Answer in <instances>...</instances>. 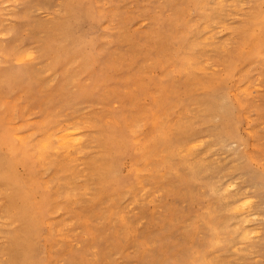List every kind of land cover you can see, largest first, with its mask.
Here are the masks:
<instances>
[{"label": "rangeland", "instance_id": "rangeland-1", "mask_svg": "<svg viewBox=\"0 0 264 264\" xmlns=\"http://www.w3.org/2000/svg\"><path fill=\"white\" fill-rule=\"evenodd\" d=\"M218 1L0 0V264H264V0Z\"/></svg>", "mask_w": 264, "mask_h": 264}, {"label": "bare ground", "instance_id": "bare-ground-1", "mask_svg": "<svg viewBox=\"0 0 264 264\" xmlns=\"http://www.w3.org/2000/svg\"><path fill=\"white\" fill-rule=\"evenodd\" d=\"M219 1H220V0H219ZM219 1H218V2H219ZM233 1H234V0H233ZM233 1H230V3H228V2H229V1H228L227 3H228V4H231ZM220 2H221V1H220ZM221 3H222V2H221ZM223 3H224V2H223ZM236 3H237V1H236ZM232 4H234V3H232ZM242 5H244V4H242ZM237 9H239V8H237ZM57 13H58V12H57ZM205 27H206V26H205ZM208 36H209V35H208ZM208 46H209V45H208ZM19 58H20V57H19ZM25 59H26V58H25ZM27 59L29 60V59H31V58H27ZM27 59H26V60H27ZM14 60L16 61V59H14ZM18 60H19V59H18ZM22 61H24V58L21 59V62H22ZM18 63H19V62H18ZM38 68H39V67H38ZM213 71H214V70H213ZM245 91H246V89H245ZM245 91H244V92H245ZM232 93H233V92H232ZM248 93H249V92H248ZM235 96H236V95H235ZM235 98H236V97H235ZM76 120H78V119H76ZM57 128H59V127H57ZM59 129H60V128H59ZM56 130H58V129H56ZM56 130H55V131H56ZM78 131H79V130H78ZM31 132H32V131H31ZM52 132H53V131H49V132H47L48 134H47V135L45 134V135H46V136H49V133H52ZM64 132H67V133L69 132V133H71L72 131H71V132H70V131H64ZM64 132H63V133H64ZM73 132H74V131H73ZM73 132H72L71 134H73ZM79 132H80V131H79ZM63 133H62V134H63ZM71 134H66V133H65V134H63L62 136H60L59 140L62 141V142H60V141L58 140V138L55 136V137L57 138L56 140L59 141L58 143H60V144L62 143L63 145H65V147L67 148V150H68L69 148H71L70 150H72V147H69V148H68V145L72 146V144H70V143H72V142H74V141L76 140V139L74 140L73 138L70 137ZM75 134H76V133H75ZM60 135H61V134H60ZM20 136H21V135H20ZM20 136H17L16 138L19 139V140H23V139H24V135H22L21 137H20ZM46 136H45V137H46ZM73 136H74V134H73ZM28 137H29V136H28ZM76 137H79V135H77ZM49 138H50V137H48V138L46 137L45 139H42L43 141H44V140H46V141L43 142L42 147L40 146V149L44 148V150H45V148L47 149L48 146H50V145H48V141H50V140H48ZM52 138H53V137H52ZM80 138H81V136H80ZM39 139H40V138H37L38 141L42 142V141L39 140ZM51 140H52V139H51ZM78 141H79V140H78ZM75 142H76V141H75ZM80 142H81V141H80ZM196 142H197V141H196ZM58 143H57V144H58ZM76 143H77V142H76ZM57 144H56V145H57ZM62 144L60 145V148H65L64 146L62 147ZM66 144H67V145H66ZM39 145H41V144L39 143L38 146H39ZM195 145H196V144H195ZM57 146L59 147V145H57ZM190 146H191V145H190ZM198 146H199V145H198ZM191 147L194 148V145L192 144ZM52 148H53V147H52ZM186 148H187V147H186ZM188 148H189V149H187V150L185 149V150H186V151H190V149H192V148L189 147V145H188ZM196 148H197V147H196ZM196 148H195V149H196ZM48 149H51V148H48ZM57 149H58V148H57ZM42 150H43V149H42ZM179 150H180V149H179ZM38 151H39V150H38ZM53 151H54V150H53ZM55 151H57V150H55ZM44 152H45V151H44ZM42 153H43V152H42ZM190 153H191V152H190ZM37 155H38V154H37ZM65 155H66V156H65ZM65 155H63V156H64V157H67V156H68L67 153H66ZM39 156H40V155H39ZM40 157H41V156H40ZM41 158H44V157H41ZM62 158H63V157H62ZM71 158H72V157L69 156V159H71ZM122 164H123V163H122ZM9 166H10V168H12V167H13V163H10ZM234 184H235V183H234ZM228 185H231V183H230V184L227 183V186H226V187H228ZM233 186H234V185H233ZM230 187H231V186H230ZM230 187H229V188H230ZM141 189H142V188H141ZM227 189H228V188H227ZM216 190H217V189H216ZM223 191L225 192V193H223L224 195H225L226 193H227V195H228V191H226V188H224ZM223 191H222V192H223ZM219 193H221V192L219 191ZM141 194H142V193H141ZM217 194H218V193H217ZM246 200L249 201V199H246ZM246 200H245V202H246V204H248V202H247ZM252 200H253V199H252ZM242 201H244V200H242ZM242 201H240V202H241V204L243 205V202H242ZM245 202H244V205H245ZM250 203H251V202H250ZM238 204H240V203L238 202ZM231 205H232V204H231ZM236 205H237V204L235 203L234 206H236ZM238 206H239V205H238ZM236 207H237V206H236ZM240 207H241V205H240ZM247 207H248V205H247ZM241 208H242V209H241ZM241 208H240L239 210H243L244 207H241ZM229 209L232 210V208H230V207H229ZM231 210H230V211H231ZM233 210H234V209H233ZM245 210H246V208H245ZM234 212H235V211H234ZM236 212H237V211H236ZM238 212H239V211H238ZM232 213H233V212H232ZM240 217H241V216H240ZM250 217H252V216H250ZM250 217H248V215L246 216V218L251 219ZM255 218H256V217H255ZM241 219H243V217H241L240 220H241ZM252 219L255 221L254 216L252 217ZM252 219H251V220H252ZM238 220H239V219H238ZM240 220H239V222H243V221H244V220H243V221H240ZM251 220H250V221H251ZM257 220H258V219H257ZM247 221H249V220H247ZM250 221H249V222H250ZM249 222H248V223H249ZM248 223H247V224H248ZM244 224H246V222H244ZM242 225H243V224H242ZM242 225H237V226H238L239 228H241V227H243ZM240 226H241V227H240ZM238 227H236V228H238ZM234 230H235V229H234ZM236 230H238V229H236ZM258 230H259V229H258ZM247 231H249L250 233H249V232H246V230H245L244 233L241 234L242 237H240V238L243 239V238H244V237H243V234H244L245 236L247 235V236L249 237V240H251L250 238H252V236H251L252 231H250V228L247 229ZM259 231H260V230H259ZM259 231H256V233H257V232L259 233ZM242 232H243V231H242ZM245 232H246V233H245ZM253 233H254L253 235L256 234V233H255V230L253 231ZM249 235H250V236H249ZM256 235H257V234H256ZM247 236H246L245 239H243V241H244V240H245V241L247 240ZM252 239H253V238H252ZM230 245H231V244H230ZM77 247H78V246H77ZM235 250H236V248H235ZM216 257H217V256H216Z\"/></svg>", "mask_w": 264, "mask_h": 264}]
</instances>
